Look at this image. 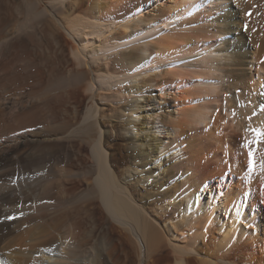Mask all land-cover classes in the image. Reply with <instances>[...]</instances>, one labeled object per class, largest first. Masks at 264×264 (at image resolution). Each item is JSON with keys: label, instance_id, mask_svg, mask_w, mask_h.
Here are the masks:
<instances>
[{"label": "bare ground", "instance_id": "1", "mask_svg": "<svg viewBox=\"0 0 264 264\" xmlns=\"http://www.w3.org/2000/svg\"><path fill=\"white\" fill-rule=\"evenodd\" d=\"M82 1L0 0V264H264V25Z\"/></svg>", "mask_w": 264, "mask_h": 264}, {"label": "rangeland", "instance_id": "2", "mask_svg": "<svg viewBox=\"0 0 264 264\" xmlns=\"http://www.w3.org/2000/svg\"><path fill=\"white\" fill-rule=\"evenodd\" d=\"M239 1V0H238ZM242 0H240L238 3L240 4V5H242V6H245L246 5V13H245V15L244 16H241V24H240V30H241V32L242 33H244L243 35V40L245 39V41H247L249 44H254L255 42H257L258 40H263L264 39V37H263V39H262V37L260 36V35H256V33H255V31H256V29H257V26H259V25H264V0L262 1V0H254V1H252V0H243V2H241ZM252 1V2H251ZM228 5H231V4H233V5H235V2H234V0H228ZM244 3V4H243ZM247 3H249L250 5H252V3L254 4V12H253V10H251L250 11V9H252L251 8V6L249 5V4H247ZM79 4V5H78ZM77 5H76V7L77 8H75V10H74V12H73V14L74 15H72L71 17H76V16H80V15H82V13L83 12H85L88 8H89V6H90V0H84V1H82V2H80V3H78ZM262 4V5H261ZM249 6V8H248V6ZM84 6H85V8H84ZM241 6V7H242ZM151 7V6H150ZM263 7V8H262ZM83 8V9H82ZM249 9V10H248ZM257 9H259V10H257ZM78 11V12H77ZM255 12H257V13H255ZM80 13V14H79ZM254 15V16H253ZM246 16V17H245ZM243 17V18H242ZM261 17V18H260ZM62 18V17H61ZM255 18V20H254V22H253V19ZM63 19V18H62ZM244 19H246L245 21H244ZM253 23H252V22ZM259 21H260V24H259ZM262 22V23H261ZM244 23V24H243ZM248 24L249 23V27L246 25V24ZM60 25H63V23H59ZM253 24V25H252ZM257 24H259V25H257ZM255 25H256V28H255ZM252 26V27H251ZM251 27V28H250ZM249 28H250V30H251V32L249 31ZM253 29V30H252ZM249 31V32H248ZM247 32V33H246ZM251 33V34H250ZM256 35V36H255ZM249 36H251V37H249ZM252 36H253V38H252ZM253 40V41H250V40ZM0 110H4V109H2V108H0ZM74 170L75 169H71V172L73 173L74 172ZM159 170H160V168H159ZM159 173H160V171H159ZM225 174H226V172H225ZM224 174V175H225ZM157 178H159V176L157 177ZM222 178V177H221ZM220 178V179H221ZM169 183H170V185H173L172 183H173V181H169ZM214 184V183H213ZM168 210V211H167ZM166 212H170L171 211V209H170V207L169 208H166V210H165ZM167 215V214H166ZM165 215V216H166Z\"/></svg>", "mask_w": 264, "mask_h": 264}]
</instances>
